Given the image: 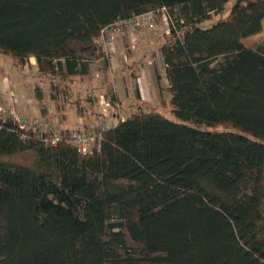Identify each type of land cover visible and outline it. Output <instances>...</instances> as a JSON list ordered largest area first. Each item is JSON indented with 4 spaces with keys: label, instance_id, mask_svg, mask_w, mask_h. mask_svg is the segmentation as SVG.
<instances>
[{
    "label": "trees",
    "instance_id": "obj_1",
    "mask_svg": "<svg viewBox=\"0 0 264 264\" xmlns=\"http://www.w3.org/2000/svg\"><path fill=\"white\" fill-rule=\"evenodd\" d=\"M229 1L0 0V55L48 80L60 112L68 83L107 69L102 30L165 8L172 114L232 128L139 107L80 154L71 129L44 143L43 114L44 132L0 116V264H264V39L242 42L261 31L264 0L212 21ZM27 152L30 166L11 160Z\"/></svg>",
    "mask_w": 264,
    "mask_h": 264
},
{
    "label": "crops",
    "instance_id": "obj_2",
    "mask_svg": "<svg viewBox=\"0 0 264 264\" xmlns=\"http://www.w3.org/2000/svg\"><path fill=\"white\" fill-rule=\"evenodd\" d=\"M144 30H147V28L139 30L137 33L124 31L121 34L116 35L113 43L108 48H103L108 58L107 69L102 70L100 62H95L90 65L89 78L82 80L74 79V81L67 84L70 89V97L68 98V103H65V108H63L62 112L58 111L54 105L57 112L56 119H54L53 114L49 109L45 110L44 108H40V114L45 115L49 119L51 125L59 129L61 124L68 117L66 109L68 107L72 109L74 108L75 123L77 124L73 128L64 127L60 129H82L85 126H88L91 112L93 110H98V112H95L100 114L97 123L102 122L100 121V119H103L102 117L107 118L106 114L101 115V111L96 107V100H94V97H98L100 103V99L105 97V102L112 106V108H110L113 112L111 118H107L109 119L107 123H109L110 126H114L119 119H124L131 113L137 112L139 107H144L150 110V103L164 100V90H167L168 99L170 100L171 95L168 92V85L164 86L162 84V76L159 74V62L161 67H164L163 70L165 71V65L162 61L160 51L158 50L160 60L156 59L158 57L154 59L149 51L152 49L150 46H152L154 42L158 43V48L160 47L163 38H159L162 37V34H147ZM153 60H155V63ZM30 63L33 67L35 61H30ZM144 64L150 66L154 71L156 77L154 84L149 83L144 79V74L146 72V70L143 72ZM12 65L13 68L18 71V68L14 66L13 63ZM92 65H97L95 72L92 71ZM0 68H3V66ZM124 70L127 72L123 73L125 72ZM0 78V103L2 104V101L9 103L8 97L12 95L13 92L5 85L7 77H2L0 75ZM108 86L112 88V92L116 96L115 104H111L105 94V90ZM76 97L80 98L81 106L84 104L82 114H78L76 111V106L74 104V102L77 101ZM90 103H93V108L89 106ZM17 105L19 106V104ZM42 110H44V112H42ZM154 111L158 110L155 109ZM21 113H23V111Z\"/></svg>",
    "mask_w": 264,
    "mask_h": 264
},
{
    "label": "rangeland",
    "instance_id": "obj_3",
    "mask_svg": "<svg viewBox=\"0 0 264 264\" xmlns=\"http://www.w3.org/2000/svg\"><path fill=\"white\" fill-rule=\"evenodd\" d=\"M237 0H230L228 2V4L226 5L224 11L217 15L214 16L212 18V21H216L221 17H226L228 15V12L231 8V6L236 2ZM209 22H205L204 25H207ZM164 24L162 23L159 15L156 16V20H155V26L152 29H147L144 30V32H146L147 34L149 33H157V34H162V37H160L159 39L163 38L164 34ZM142 30V29H139ZM137 31H133V32H138ZM264 39V20L262 23V29L261 31L256 34L253 35L251 37H248L246 39H244L242 42L246 47H250L253 48L255 47L261 40ZM150 53L152 55V57L157 60H160L159 58V53H158V43L154 42L152 46H150ZM30 61H34V59L32 58ZM145 62V61H144ZM153 62L155 63V60H153ZM159 64V74L162 76L161 78V82L162 84L168 85V81L166 78V74L165 71L163 70L164 67H161L160 62ZM3 66V68H0V75L6 76L7 79L5 81V85L8 89H10L13 94L10 95L8 98L9 103L2 101V104L4 106H14V108L16 109V111L18 112V114L20 115H24V116H30V115H39L40 108H44L45 110L49 109L51 110L54 119H56L57 117V112L54 108V103H52V101L49 98V94H48V80L43 79V78H38L37 76H35L30 69H28L27 67H24L23 69L17 71V69L13 68L12 65V61L7 58L4 57L2 55H0V67ZM97 69V65L93 66L92 65V71L95 72ZM146 70L145 74H144V79L149 82L154 84L156 81V77L154 74V71L152 70V68L150 66H146V64H144V69L143 72ZM125 71V70H124ZM148 71V72H147ZM127 71L123 72L126 73ZM1 81V78H0ZM38 83L41 88H42V102L38 103L37 100L34 97V84ZM167 90H164L163 93V99L162 101H156L154 103H150L149 109L150 110H158V112H160L161 114H163L164 116H166L167 118L173 120L174 122L177 123H185L189 126H195V127H200V128H206L210 131H232V128L225 125V124H221L215 127H204L202 125H196L191 121H182L180 119H178L177 117H175L172 112H171V103L170 100L168 99V93L166 92ZM77 98V97H76ZM105 97L100 99V103H99V98L98 97H94V100H96V107L99 109V111H101V115L106 114L107 118H111L112 116V106H110L111 108H107L108 111L106 113L102 112V107H105ZM77 100H80L79 98H77ZM19 104V106L17 105ZM29 108V109H28ZM21 109V110H19ZM27 109V110H26ZM114 109V108H113ZM23 111V113L21 112ZM26 111V112H25ZM65 111V110H64ZM98 112V110H94L91 112V118L89 119V124L88 126L94 125L95 123H97L100 118V114L96 113ZM66 114L68 115L67 119L61 124L60 128H73L77 123H75V109L68 107L66 109ZM129 114V113H128ZM107 118H103L100 119V121H105L108 122L109 119ZM43 119V117H42ZM96 121V122H95ZM95 122V123H94ZM109 124V123H108ZM110 126V124H109ZM54 131H58L59 129H57V127H53ZM31 159H32V153L27 152V153H23L20 155H15L11 158V160L16 163V164H20V165H24V166H30L31 164Z\"/></svg>",
    "mask_w": 264,
    "mask_h": 264
},
{
    "label": "built area",
    "instance_id": "obj_4",
    "mask_svg": "<svg viewBox=\"0 0 264 264\" xmlns=\"http://www.w3.org/2000/svg\"><path fill=\"white\" fill-rule=\"evenodd\" d=\"M159 15L162 23L164 24V34L169 33V17L165 8L140 14L128 20L118 21L110 27L101 31L98 43L103 48H108L116 35L124 31L133 32L139 29H152L155 26L156 16ZM110 104L105 102V107H102V112L106 113ZM0 116L10 119L20 129H33L38 132L46 131V123L39 115L24 116L18 114L14 106H4L0 103ZM109 127L105 121L95 124L89 128L71 130L64 138L65 142L74 146L78 153H90L95 146L98 145L102 132ZM63 140L62 135L57 131H50L47 136L43 138L45 144L55 145Z\"/></svg>",
    "mask_w": 264,
    "mask_h": 264
}]
</instances>
